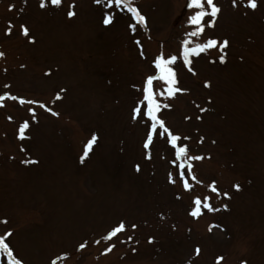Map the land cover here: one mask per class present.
<instances>
[{
    "label": "rangeland",
    "instance_id": "rangeland-1",
    "mask_svg": "<svg viewBox=\"0 0 264 264\" xmlns=\"http://www.w3.org/2000/svg\"><path fill=\"white\" fill-rule=\"evenodd\" d=\"M132 3L146 18L135 32L126 10L104 25L93 0H0V96L58 113L0 100V236L22 264H264V0L256 9L214 0L220 12L199 37L189 35L188 0ZM208 38L227 39L225 62L210 48L191 57L193 74L179 58L182 42ZM161 52L178 55L177 87L187 91L157 95L169 105L158 116L178 145L203 157L191 161L196 181L183 169L190 190L166 137L144 149L145 124L132 119ZM162 88L153 82L154 92ZM206 195L218 211L191 216L193 198ZM121 221L125 230L103 241ZM0 264H9L2 250Z\"/></svg>",
    "mask_w": 264,
    "mask_h": 264
},
{
    "label": "snow or ice",
    "instance_id": "snow-or-ice-1",
    "mask_svg": "<svg viewBox=\"0 0 264 264\" xmlns=\"http://www.w3.org/2000/svg\"><path fill=\"white\" fill-rule=\"evenodd\" d=\"M50 2L51 4L56 5L58 7L61 5V0H50ZM93 2L101 6L102 22L106 26L115 20L119 12L125 10L131 14V19H134L136 21V23H129L128 25V27L133 32L136 31L137 25L146 26V18L140 13L137 7L133 6L132 0H93ZM232 2L233 5L235 6L236 0H232ZM247 6L251 9H256L257 0H247ZM41 7H44L43 2L41 3ZM70 7H74V5H70ZM186 7L193 10L192 13L187 18V23L193 26V30L189 33L191 37H199L201 33L204 31L206 25L208 27L214 26V21L218 13L220 12V8L216 3H214V0H188ZM105 9L107 11H105ZM74 14H75L74 11L67 12V15L69 17H72ZM205 17H208L209 19L205 21ZM21 27L23 34L27 36L28 29L23 25ZM10 32H11V28L7 29L6 34H9ZM136 43L139 44L140 42L137 40ZM189 43L190 42L188 40L183 41L182 50L179 53L180 60L182 61L184 66H187L189 72H193V69L191 67V57L198 56L201 52H207L210 48L213 47H218L221 53L218 57L219 62L221 63L225 62L226 52L224 51V49L228 45L227 39L223 40L222 42H219L216 39L208 38L204 42L195 43L194 46L192 47L189 46ZM2 55L4 54L0 52V56ZM177 61H178L177 54H169L166 57L163 52H161L154 58L152 63L155 69V74L149 75L146 78V81L142 89V101L138 103L136 107L133 108L132 119L133 120L139 119L141 122L145 124L146 139L143 144L144 149H149L150 145L153 143L154 137H160V138L166 137L167 143L170 144L175 149L174 152L175 159L172 161V163L176 164L177 161L180 162L178 164V175L182 182V186L185 190H190L192 185L189 183L188 178L185 176L183 169L185 168V165H187L189 177L193 181H196L195 174L191 172L192 169L191 161L200 160L203 157L191 156L188 154L187 145L181 146L177 144V142L181 139V137L177 134H173V132L166 126L165 121L160 119L158 116V112L160 111V109L162 107H169V105L162 104L159 100L156 99L157 95L168 98V97H174L177 92L187 91L186 89H181L177 87L179 81L177 78V72L174 68V64ZM50 71L51 70H49V72ZM154 81H159L162 82L163 84L162 90L159 91L158 93L154 92L153 90ZM205 86H209L207 82L205 83ZM5 87H8V85H5ZM4 96H7L11 100L19 99L20 104H25V103L38 104L39 107L44 108L46 111L51 112L52 115H58V113L54 112L51 108L47 107L42 102L33 101V100L26 101L22 98L9 95L8 93H4L3 96H0V100H3ZM60 98H61L60 93H57L55 99H60ZM197 107L199 106L197 105ZM28 111L34 113L35 110L33 108H29ZM200 111L201 112L207 111V109L200 108ZM9 119H11V117H9ZM33 119H35V115H33ZM28 127H29L28 121H24L22 124L19 125L18 135L20 139L23 140L27 138L25 133ZM184 139H188V138L185 137ZM96 140H97V136L95 133H93L91 138L87 141V143L84 146V152L80 158L81 161H83L84 158L88 156L89 151L91 150ZM32 162L35 163V161ZM136 170L139 171V165L136 166ZM169 180L175 183L171 173L169 174ZM208 187L211 189V192L215 193L217 196L221 194L218 188L216 187L215 182L208 185ZM234 188L239 190L240 185L235 184ZM223 195L228 196V193L225 192L223 193ZM210 200H211V196H207V195L203 197L195 196L193 198L194 207L191 209L190 215L193 217H198L199 215L202 214V209H207L208 211H218V209L212 206ZM224 207H227V205H224ZM131 227L135 229L137 225L133 224L131 225ZM124 230H125V223L121 221L115 227L111 228V230L108 231L107 234L103 236L101 239L103 241H109L112 239V237L116 236L117 233H120ZM10 234L11 233H7L6 235H10ZM127 239L131 240L132 237L129 236ZM100 242H101L100 240L94 241V243L97 244H99ZM149 242H152L151 237L149 238ZM85 246L86 243H81L79 245V248L83 249ZM113 247H115L114 244H109L108 247L104 249V252L107 253L111 251ZM0 250L6 253L7 256L9 257V264H22L21 260L16 259L13 256V250L10 248L9 244L5 242V236H0ZM133 251H135V248H133ZM199 251L200 249L197 246L196 253L199 254ZM222 259L223 257L217 258L218 261Z\"/></svg>",
    "mask_w": 264,
    "mask_h": 264
}]
</instances>
